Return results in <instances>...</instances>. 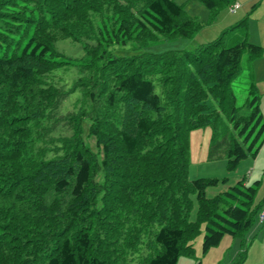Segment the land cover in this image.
Here are the masks:
<instances>
[{"label":"trees","instance_id":"trees-1","mask_svg":"<svg viewBox=\"0 0 264 264\" xmlns=\"http://www.w3.org/2000/svg\"><path fill=\"white\" fill-rule=\"evenodd\" d=\"M198 1L214 13L231 2ZM200 26L175 0H0V264H131L141 248L142 264H175L193 254L200 223L203 253L243 236L263 208L260 180L207 197L218 178L187 170L193 129L211 128L206 157L229 170L264 142L252 74L240 105L232 88L242 54L262 52L246 19L192 50H107ZM63 38L83 53L65 57Z\"/></svg>","mask_w":264,"mask_h":264},{"label":"rangeland","instance_id":"rangeland-1","mask_svg":"<svg viewBox=\"0 0 264 264\" xmlns=\"http://www.w3.org/2000/svg\"><path fill=\"white\" fill-rule=\"evenodd\" d=\"M181 4L185 14L193 17L198 23H200L199 29L189 39L186 38H159L155 41L147 43L144 46H137L134 42H128L124 45L113 44L107 47L108 52L115 56H128L137 54L142 51L160 52L169 49H187L192 50L199 43L210 41L216 38L220 32L221 15L209 11L198 0H175ZM221 9V8H220ZM219 12V11H218ZM216 33V34H215ZM56 48L64 54L65 57H76L83 53V49L79 42H76L70 38L59 39L56 42ZM249 61L246 59V54L241 56V70L232 82V88L236 96V104L240 105L247 96L248 86L250 84L249 71L247 69ZM58 73H61V68L57 69ZM67 74L70 78H73L75 71L69 68ZM63 77V80L70 84L71 79ZM211 136V128L204 126L196 128L189 133V166L187 170L188 177L190 179L196 177L205 178H218L217 185L208 186L205 189L207 197H212L219 192L226 189L228 186L234 184L241 177L245 179L249 178L248 169L244 168L243 163L235 169L229 170L226 167V159L220 158L215 160H208L206 157L207 145ZM85 141L90 145L93 150L94 141L92 138L86 136V130L84 134ZM244 160V159H243ZM226 178L224 182L222 179ZM256 178H251L249 184ZM264 193V183L259 184L257 191L254 195L253 204L257 202L260 195ZM193 203L189 210V220L196 219L197 203L195 199V193L190 194ZM264 223V222H263ZM254 229V233L248 236L247 231ZM264 233V225L258 223V219L255 216L252 225L241 235H228L225 234L215 246L210 247L205 253L202 252L201 244L204 235V223H200L199 232L193 238V254L191 256L180 255L175 264H227L232 259L238 250L242 246H246V255L244 264H263L259 260L260 245L262 242V236ZM245 243L244 245L242 244ZM146 250H141L132 256L131 264H142L141 259L146 254Z\"/></svg>","mask_w":264,"mask_h":264},{"label":"crops","instance_id":"crops-1","mask_svg":"<svg viewBox=\"0 0 264 264\" xmlns=\"http://www.w3.org/2000/svg\"><path fill=\"white\" fill-rule=\"evenodd\" d=\"M232 3L237 5L233 11L229 9ZM219 14L221 15L220 31L245 18L248 29V40L262 48L261 54L248 62L247 69L252 74L259 95V108L264 119V0H231L224 9H221ZM242 163L244 168L248 169L249 174V178L245 179L246 184H249L248 182L251 178L259 179L260 184L264 183V142L254 157L248 156L244 160H241L238 166ZM257 203H260L264 207V193L257 199L255 204ZM258 223L264 225L263 222L258 221ZM247 233L250 236L254 233V229L247 231ZM260 249L259 260L263 263L264 233Z\"/></svg>","mask_w":264,"mask_h":264},{"label":"built area","instance_id":"built-area-1","mask_svg":"<svg viewBox=\"0 0 264 264\" xmlns=\"http://www.w3.org/2000/svg\"><path fill=\"white\" fill-rule=\"evenodd\" d=\"M236 4L235 3H232L230 6H229V9L231 11H233L235 8H236ZM257 219L259 222H264V207L258 212V216H257Z\"/></svg>","mask_w":264,"mask_h":264}]
</instances>
